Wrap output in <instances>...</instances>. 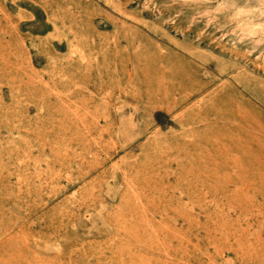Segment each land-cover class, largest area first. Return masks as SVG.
I'll use <instances>...</instances> for the list:
<instances>
[{"label":"rangeland","instance_id":"obj_1","mask_svg":"<svg viewBox=\"0 0 264 264\" xmlns=\"http://www.w3.org/2000/svg\"><path fill=\"white\" fill-rule=\"evenodd\" d=\"M0 264H264V0H0Z\"/></svg>","mask_w":264,"mask_h":264},{"label":"bare ground","instance_id":"obj_2","mask_svg":"<svg viewBox=\"0 0 264 264\" xmlns=\"http://www.w3.org/2000/svg\"><path fill=\"white\" fill-rule=\"evenodd\" d=\"M257 26V25H256ZM258 27V26H257Z\"/></svg>","mask_w":264,"mask_h":264}]
</instances>
